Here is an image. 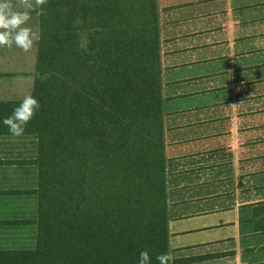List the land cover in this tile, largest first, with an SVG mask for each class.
Masks as SVG:
<instances>
[{
	"label": "trees",
	"instance_id": "trees-1",
	"mask_svg": "<svg viewBox=\"0 0 264 264\" xmlns=\"http://www.w3.org/2000/svg\"><path fill=\"white\" fill-rule=\"evenodd\" d=\"M41 7L40 107L20 137L0 123L33 144L8 162L34 170L30 210L0 218L32 243L0 247V264H136L140 250L158 264L170 253L158 0ZM19 101L0 103V120Z\"/></svg>",
	"mask_w": 264,
	"mask_h": 264
},
{
	"label": "crops",
	"instance_id": "crops-1",
	"mask_svg": "<svg viewBox=\"0 0 264 264\" xmlns=\"http://www.w3.org/2000/svg\"><path fill=\"white\" fill-rule=\"evenodd\" d=\"M158 8L170 264H264V0ZM37 53L0 46V103L32 95Z\"/></svg>",
	"mask_w": 264,
	"mask_h": 264
},
{
	"label": "clouds",
	"instance_id": "clouds-1",
	"mask_svg": "<svg viewBox=\"0 0 264 264\" xmlns=\"http://www.w3.org/2000/svg\"><path fill=\"white\" fill-rule=\"evenodd\" d=\"M46 0H19L13 4L11 0H0V46L13 47L28 51L35 41L39 39L38 31L27 26L30 20V11L41 7ZM40 105L36 97L25 95L17 103L10 115L0 120L7 127L12 137H20L25 132V127L32 119ZM155 260L158 264H169L171 257L168 253H157ZM136 264H152V258L147 250H140Z\"/></svg>",
	"mask_w": 264,
	"mask_h": 264
},
{
	"label": "rangeland",
	"instance_id": "rangeland-1",
	"mask_svg": "<svg viewBox=\"0 0 264 264\" xmlns=\"http://www.w3.org/2000/svg\"><path fill=\"white\" fill-rule=\"evenodd\" d=\"M23 149L24 156L18 157L17 152ZM33 144L19 145L10 141H0V162H20L27 155H32ZM9 168H0V218H8L24 213L27 215L31 207V195L26 192L30 189L35 178L34 170L20 167L18 163L8 164ZM23 166V165H21ZM22 169V170H21ZM20 190L22 193H6L2 191ZM32 243V233L29 229L18 230L5 228L0 224V247L29 246Z\"/></svg>",
	"mask_w": 264,
	"mask_h": 264
}]
</instances>
